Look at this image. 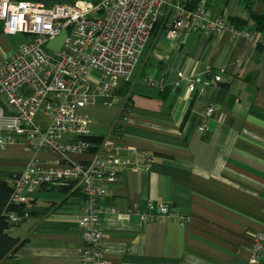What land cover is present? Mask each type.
I'll return each mask as SVG.
<instances>
[{
	"label": "crops",
	"instance_id": "1",
	"mask_svg": "<svg viewBox=\"0 0 264 264\" xmlns=\"http://www.w3.org/2000/svg\"><path fill=\"white\" fill-rule=\"evenodd\" d=\"M204 1L213 16L243 20L255 35H264L251 17V11L264 13V0ZM171 23L169 11L110 105L100 101L78 110L91 119L90 135L123 144V156L138 153L141 163L108 184L100 202L102 249L111 264H248L255 235L264 230V53L229 33L189 30L170 39ZM27 38L5 34L0 19V62ZM179 72L222 80L199 95L185 85L175 87ZM208 106L214 107L210 117ZM0 107L10 111L3 96ZM34 120L45 128L50 124L42 115ZM203 124L206 131L199 128ZM97 150L68 157L89 162ZM143 154L152 157L148 168ZM32 160L43 167L68 165L58 152L12 144L0 149V180L21 174ZM25 204L31 215L12 231L23 240L15 260L82 264L83 195L41 188ZM161 206L188 221L142 220L143 214H158Z\"/></svg>",
	"mask_w": 264,
	"mask_h": 264
},
{
	"label": "built area",
	"instance_id": "2",
	"mask_svg": "<svg viewBox=\"0 0 264 264\" xmlns=\"http://www.w3.org/2000/svg\"><path fill=\"white\" fill-rule=\"evenodd\" d=\"M169 11L170 39L189 30L207 36L229 33L234 40H247L264 53V35H255L247 26H234L225 14L213 16L204 0H0L4 33L28 37L0 62V96L10 106L9 112L0 107V149L22 144L28 149L58 152L68 162L63 167L29 162L24 172L7 179L12 189L10 203L23 205L41 188H68L82 194V264H111L101 245L104 210L100 202L108 194V184L115 182L122 170L140 167L141 163L138 153L124 157L126 147L108 137L91 161L69 159V154H83L93 147L83 139L91 134V119L78 110L100 101L105 105L113 102L121 81L131 78L139 54ZM63 31L67 33L64 47L48 51L45 45ZM221 80L215 74L192 77L179 72L174 85H185L189 93L203 95ZM213 112V106L206 108L207 117ZM36 115L48 118L49 126L38 125ZM199 128L207 130L205 124ZM67 135L74 138L64 142ZM143 158L144 166L150 167L152 157L143 154ZM5 216L14 230L30 214L27 210H11ZM161 217L177 218L183 224L188 221L166 206H161L158 214L141 216L143 221ZM254 241L248 264L264 260V230L255 235Z\"/></svg>",
	"mask_w": 264,
	"mask_h": 264
},
{
	"label": "trees",
	"instance_id": "3",
	"mask_svg": "<svg viewBox=\"0 0 264 264\" xmlns=\"http://www.w3.org/2000/svg\"><path fill=\"white\" fill-rule=\"evenodd\" d=\"M73 2V0H68ZM251 17L255 22V28L258 32L264 33V13L257 14L251 11ZM236 27L247 26L246 22L240 19H231L230 21ZM126 91V90H125ZM124 91V92H125ZM126 93V92H125ZM84 140L93 145L92 149L99 148L104 137L102 136H84ZM11 186L7 180H0V264H5L7 261H12L13 264H20L19 261L15 260L14 256L23 244V240L12 235L11 225L6 220V213L11 210L24 211L27 210L26 204L19 206H11ZM64 192H67L68 188H63ZM31 215V209L27 210ZM20 225V224H19ZM18 226V225H17ZM15 226V228L17 227ZM14 228V229H15Z\"/></svg>",
	"mask_w": 264,
	"mask_h": 264
},
{
	"label": "rangeland",
	"instance_id": "4",
	"mask_svg": "<svg viewBox=\"0 0 264 264\" xmlns=\"http://www.w3.org/2000/svg\"><path fill=\"white\" fill-rule=\"evenodd\" d=\"M75 1H80V0H73V2ZM66 40H67V33L66 31H63L62 34H60L56 39L49 41L45 45V48L51 52L58 51L64 47Z\"/></svg>",
	"mask_w": 264,
	"mask_h": 264
},
{
	"label": "water",
	"instance_id": "5",
	"mask_svg": "<svg viewBox=\"0 0 264 264\" xmlns=\"http://www.w3.org/2000/svg\"><path fill=\"white\" fill-rule=\"evenodd\" d=\"M40 1H68V0H40Z\"/></svg>",
	"mask_w": 264,
	"mask_h": 264
}]
</instances>
